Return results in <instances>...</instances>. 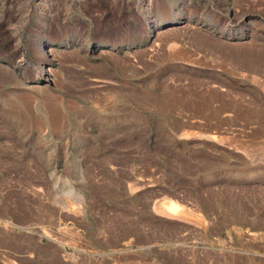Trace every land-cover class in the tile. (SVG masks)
Returning a JSON list of instances; mask_svg holds the SVG:
<instances>
[{
    "label": "rangeland",
    "instance_id": "374dc122",
    "mask_svg": "<svg viewBox=\"0 0 264 264\" xmlns=\"http://www.w3.org/2000/svg\"><path fill=\"white\" fill-rule=\"evenodd\" d=\"M146 2L0 0V264H264V0Z\"/></svg>",
    "mask_w": 264,
    "mask_h": 264
},
{
    "label": "bare ground",
    "instance_id": "6f19581e",
    "mask_svg": "<svg viewBox=\"0 0 264 264\" xmlns=\"http://www.w3.org/2000/svg\"><path fill=\"white\" fill-rule=\"evenodd\" d=\"M146 3L149 5V0H147ZM174 3L173 2L165 3L161 7L158 6V8L156 9L155 12H153L151 14H148V15H145V16H142V18H141L142 22H143L142 31H144L145 33H149V34L151 33L152 35H154V33H156V32L164 31V30L165 31L166 30L167 31L171 30L172 32H175L176 31V29H174L175 28V24H181V25L183 24V21L179 20V19H181L183 17V12H182V10L180 11V8L177 9L178 5L174 4ZM156 4L157 3H155V5ZM161 34H163V33H161ZM243 37H245V36H243ZM49 46H50V43L48 44V43L43 42V41L42 42L41 41H34L33 44H32L33 55H34V58L36 60V63L38 64L37 67H36L37 68V76L38 77H42L46 73L44 62H45V58L49 57V54H48V51H49L48 47ZM217 48H252V47H250V46L249 47H245V46H240V45L231 46V45H227V44H218ZM48 108H49V111H50V114H51L50 116L52 118V121L54 123H56L58 121V115H57L55 109L53 107H49V106H48ZM168 209L171 210L172 212L176 211V207L173 204H169L168 205Z\"/></svg>",
    "mask_w": 264,
    "mask_h": 264
}]
</instances>
